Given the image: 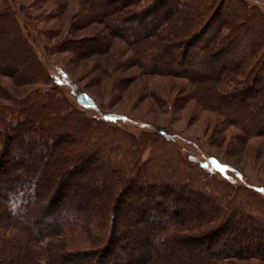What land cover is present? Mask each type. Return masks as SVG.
Listing matches in <instances>:
<instances>
[{
	"label": "trees",
	"instance_id": "16d2710c",
	"mask_svg": "<svg viewBox=\"0 0 264 264\" xmlns=\"http://www.w3.org/2000/svg\"><path fill=\"white\" fill-rule=\"evenodd\" d=\"M8 1L0 0L4 32L5 21L12 19ZM87 1V18L108 25V38L97 44L121 38L147 61L141 65L147 74H190L193 93L205 109L221 108L227 121L234 106L245 108L251 99L254 113L242 117L234 112L236 127L248 138L264 136V14L255 6L245 0ZM107 1L116 7L108 11ZM123 13L126 24L118 18ZM102 16L109 23L100 22ZM133 19L142 24L127 25ZM11 23L12 47L20 46L25 55L21 62L11 58L5 42L10 39L0 33V77L21 83L17 86L49 84L47 78L56 83L16 21ZM179 47L182 58L175 60L171 51ZM198 69L213 77L195 78ZM201 81L217 85L206 87ZM0 99L11 102L0 106V264H264L263 189L243 184L248 200L230 203L227 198L233 197L219 184L199 185L189 178L188 162L223 178L214 160L182 151L165 141L172 138L164 131V140L152 142L158 144L153 152L141 151L148 142L130 134L124 142H111L113 136L100 137L96 130L113 131L114 116L95 121L86 107L78 110L58 90L11 98L0 86ZM82 101L88 104L87 98ZM82 174L93 175V182H82ZM212 200L205 216L185 217L187 204L201 207ZM101 202L109 204L100 209ZM237 221L240 229L233 225ZM219 243L235 249L220 252ZM181 246L193 250L185 259L182 252L174 253Z\"/></svg>",
	"mask_w": 264,
	"mask_h": 264
},
{
	"label": "rangeland",
	"instance_id": "374dc122",
	"mask_svg": "<svg viewBox=\"0 0 264 264\" xmlns=\"http://www.w3.org/2000/svg\"><path fill=\"white\" fill-rule=\"evenodd\" d=\"M245 1L264 14V0ZM8 2V14L12 19L5 18L9 20L8 23L5 21L8 31L4 32L0 28V33H6L4 36L10 39L5 41L9 45L8 49L11 50L10 57L21 62L25 55L20 46L12 47L15 41L12 40L14 27L12 28L11 22L15 20L16 28L26 36L42 66L56 80V83L52 82L53 84L47 78L49 84L36 82L17 86L21 83H16L14 79L8 77H0V86L7 90L11 98H23L36 90L47 88L58 90L78 110L83 111L86 107L85 113L95 121L102 116H114L117 119V123L113 124L115 126L113 131L100 128L96 130L98 136L111 135L114 137L111 142H124L125 136L134 135L136 139H140L137 140L138 142H148L144 146L151 149L144 146L141 149V151L146 150V153L149 150L153 152L157 148L158 144L152 142H161L163 138L160 136V131H164L172 138L165 141L174 142L182 151L186 148L188 154L214 160L223 169L224 177L219 176L217 180L215 176L201 172L197 164L188 162L189 178L193 179L194 184L197 182L200 183L199 185L219 184V189L225 190L228 197H233L234 200L227 198L230 203L234 201L239 203L238 199L248 200V192L243 188V184L264 190V136L245 137L234 121V112L242 117L254 113L251 99L245 102V108L240 105L234 106L232 117L227 121L221 108L205 109L206 103L203 104V100L193 93L195 80L194 77L192 80L190 74L185 78H179L143 72L141 65L147 64V61H141L130 44L121 38L110 39L109 44H97L100 39L108 38V25L96 24L88 19L91 14L83 11L88 5L87 0H9ZM115 7L116 4L111 5L110 1H107L108 11ZM126 14L118 15V18L125 22ZM136 20L128 21L127 25L137 27L142 24ZM100 22L107 24L109 19L103 17V21ZM202 40L204 41L205 37ZM178 50V52L175 49L171 51L175 60L182 58L183 47H179ZM163 60L170 61L171 58L164 57ZM214 62L219 63L217 60ZM208 69L209 67L206 71ZM203 74L213 77L209 71L203 72L202 69L195 71L194 76L204 81L206 77L202 76ZM202 83L206 87L217 85L208 81ZM84 97L88 102L86 106L82 104ZM231 102L239 104L238 99H233ZM10 103L0 99V106ZM142 125L150 128L142 129L140 127ZM58 156L60 153L55 155L47 166L52 168ZM180 169L182 170L183 167ZM80 178L82 182H93L91 174H82ZM188 185L190 188L193 187L190 183ZM95 187L97 184L93 183V189ZM107 204L109 203L101 202L97 206L102 209ZM193 204L192 202L187 204L186 210L189 212L185 213V217L195 218L202 213L205 216L214 206V201L204 203L201 207L196 206L197 203ZM234 210L238 211V214L246 212L239 208ZM243 217L247 219L246 216ZM239 219L242 220V217L239 216ZM237 222L238 224L234 222L233 225H238L240 229L241 224ZM181 248L180 251H174L176 256L182 252L181 259H185L193 251L189 250L188 246ZM223 248L220 244L218 249L223 253L228 249H235Z\"/></svg>",
	"mask_w": 264,
	"mask_h": 264
}]
</instances>
